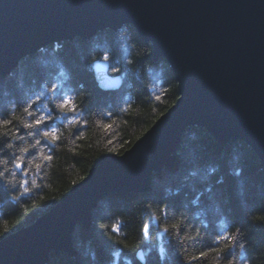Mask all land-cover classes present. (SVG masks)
<instances>
[{
    "label": "trees",
    "instance_id": "1",
    "mask_svg": "<svg viewBox=\"0 0 264 264\" xmlns=\"http://www.w3.org/2000/svg\"><path fill=\"white\" fill-rule=\"evenodd\" d=\"M151 52V44L124 24L89 38L57 40L0 75V118L13 121L0 127V171L7 170L0 178V240L47 213L102 155L130 148L176 102L174 73L165 59L154 60ZM98 59L108 60L110 74L122 78L118 88L98 85L92 70ZM54 84L61 86L58 91L73 90L69 94L80 120L70 124L64 113L53 112L60 118L54 125L60 139L49 145L51 152L43 149V156H52L45 160L41 146L30 147L40 137L22 127L32 122L23 109L37 95L41 103L29 111L38 115L44 107L51 109L46 97L54 95L49 91ZM25 147L29 154L21 153ZM176 152L175 166L153 174L147 192L110 191L99 198L90 224L79 223L72 233L74 252L51 251L43 264H142L136 258L140 248L148 253L144 264H264V167L256 153L241 140L219 143L200 126L185 129ZM18 159L24 161L21 172L15 169ZM163 202L176 206L167 219L160 211ZM152 217L159 227L153 223L150 233L142 234V225ZM173 223L182 224L184 231L165 234L163 227ZM113 225L121 226L118 233ZM237 229L243 251L237 247L234 257L220 256L216 237ZM156 237L164 238L165 246L156 247ZM225 243L220 241L219 247ZM202 251L208 256L193 259Z\"/></svg>",
    "mask_w": 264,
    "mask_h": 264
},
{
    "label": "water",
    "instance_id": "2",
    "mask_svg": "<svg viewBox=\"0 0 264 264\" xmlns=\"http://www.w3.org/2000/svg\"><path fill=\"white\" fill-rule=\"evenodd\" d=\"M124 24L151 44L154 60L168 62L176 102L130 148L98 158L47 213L3 237L0 264H43L51 251L73 253L74 225L88 226L110 191L147 192L154 173L176 164L189 126L219 143L245 142L264 166V0H0V75L59 39ZM93 69L105 90L121 85L107 61Z\"/></svg>",
    "mask_w": 264,
    "mask_h": 264
},
{
    "label": "snow or ice",
    "instance_id": "3",
    "mask_svg": "<svg viewBox=\"0 0 264 264\" xmlns=\"http://www.w3.org/2000/svg\"><path fill=\"white\" fill-rule=\"evenodd\" d=\"M105 59H108L107 56H105ZM114 71H119V69H114ZM61 89V86L59 85H53L52 88L49 90L54 95L50 97H46V99H50L53 103V107L51 109H48L44 107L42 110H39V114L36 115L33 111H29L30 108L33 107V105H37L41 103V96L37 95L34 99L31 100V102L25 101L24 103L27 104V107H24L23 111L27 113L29 117H32V122L23 124L22 127L25 129H33V132H29L28 135L30 136H39V139L35 140V143L31 145L30 147L32 149H35L38 145L40 147V155L43 156V149L48 148L49 152H51V148L49 145H55L56 142L60 139L59 135L57 134V129L54 126L55 123L60 119L58 116H54L53 112L58 111L64 113V119H67L68 123H77L79 124L80 115L78 110V105L75 102L74 97L69 94L73 90L63 91L59 90ZM158 99V98H157ZM58 101V102H57ZM68 113H71V117L68 116ZM4 114L0 113V117H3ZM19 117H16V120H19ZM51 122V123H50ZM62 122V121H61ZM13 121L11 119L7 118H0V127L7 128L8 126L12 125ZM106 128H111L112 125H105ZM17 132H19V129H17ZM4 137H8V133L4 132ZM20 139H23L21 136ZM43 141V144H42ZM11 144H8L7 147H11ZM0 151H3V149H0ZM21 153L23 154H29L30 148L25 147L20 149ZM45 160H51L52 156H43ZM7 163V161H5ZM15 167L17 169H21L24 167V161L21 159H18ZM37 168H40V165H36ZM5 171H0V178H3L5 176ZM27 183V181H25ZM25 192L28 191L27 188L24 189ZM176 206L172 205L169 202H163L162 207L160 208L161 214L167 219L168 213L170 209H174ZM264 220V217L261 218ZM153 223H155L156 227H159L158 221L156 220V217H152L149 223H145L142 225L141 232L142 234H149L150 228L153 227ZM106 227V226H105ZM120 225H113L112 230L113 232L118 233L120 231ZM162 231L165 234H169L170 231H176L178 234L184 231V228L182 224L180 223H173L170 225H166L163 227ZM240 236V230L237 229L236 232L233 234L231 232H225L223 234H220L216 237V240L214 242L215 250L220 253V256H229L230 254L234 257V253L232 252L233 249L239 247L242 251L244 249V244H238ZM150 238V236H149ZM198 238L197 236L192 237L193 242L196 241ZM220 241H225V245L223 248L219 247ZM116 243H120L117 241ZM211 250V249H210ZM208 252L202 251L199 254V257H194L193 259H199L203 257H207ZM247 258L245 257V260ZM229 264H233V261L230 260Z\"/></svg>",
    "mask_w": 264,
    "mask_h": 264
},
{
    "label": "rangeland",
    "instance_id": "4",
    "mask_svg": "<svg viewBox=\"0 0 264 264\" xmlns=\"http://www.w3.org/2000/svg\"><path fill=\"white\" fill-rule=\"evenodd\" d=\"M66 39H69V38H66ZM59 40H61V39H59ZM50 45V44H49ZM97 61H107L108 62V60H102V59H98V60H95L94 62H93V66H94V63H96ZM108 64H109V62H108ZM93 66H92V70H94L93 69ZM14 68V67H13ZM11 71V70H10ZM9 73V72H8ZM108 73L110 74V71H109V69H108ZM7 74V73H6ZM93 74H94V77H95V72L93 71ZM1 75H5V74H1ZM110 75H112V74H110ZM113 76V75H112ZM95 80H96V77H95ZM97 81V80H96ZM99 85V84H98ZM100 86V85H99ZM101 87V86H100ZM102 88V87H101ZM104 89V88H103ZM172 106V105H171ZM170 106V107H171ZM169 107V108H170ZM168 108V109H169ZM167 109V110H168ZM166 110V111H167ZM165 111V112H166ZM156 121V120H155ZM154 121V122H155ZM153 122V123H154ZM185 131V130H184ZM183 131V132H184ZM183 132H182V134H183ZM182 134H181V137H182ZM181 137H180V139H181ZM180 139H179V141H180ZM216 140V139H215ZM217 141V140H216ZM218 142V141H217ZM220 143H223V142H220ZM178 146V145H177ZM177 150V149H176ZM176 154H177V152H176ZM259 158V157H258ZM261 162V161H260ZM95 165V164H94ZM175 166V165H174ZM263 166V165H262ZM173 167V166H172ZM264 167V166H263ZM163 168V167H162ZM168 168H170V167H168ZM15 169H16V171H17V168L15 167ZM22 171V168L20 169V172ZM161 171V170H160ZM159 173V172H158ZM71 190V189H70ZM101 198V197H100ZM99 200V199H98ZM98 202V201H97ZM95 208V207H94ZM163 241H165L164 240V238H162V239H160V238H158V237H156V244H155V246L156 247H161L162 248V246L164 245V242ZM149 242V241H148ZM73 245V244H72ZM165 246V245H164ZM61 252V251H60ZM139 253L141 254V256H139ZM148 253H147V251H145L144 249H139L138 251H137V253H136V258H137V260H139L142 264H144L145 263V261H146V255H147Z\"/></svg>",
    "mask_w": 264,
    "mask_h": 264
},
{
    "label": "bare ground",
    "instance_id": "5",
    "mask_svg": "<svg viewBox=\"0 0 264 264\" xmlns=\"http://www.w3.org/2000/svg\"><path fill=\"white\" fill-rule=\"evenodd\" d=\"M122 81V80H121ZM155 174V173H154ZM75 227H76V225H74V228H73V231H74V229H75ZM73 233V232H72ZM50 254V253H49Z\"/></svg>",
    "mask_w": 264,
    "mask_h": 264
}]
</instances>
